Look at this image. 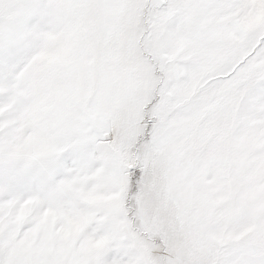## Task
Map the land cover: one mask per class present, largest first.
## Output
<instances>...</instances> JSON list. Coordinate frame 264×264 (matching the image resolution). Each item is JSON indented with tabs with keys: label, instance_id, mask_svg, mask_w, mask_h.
<instances>
[{
	"label": "snow or ice",
	"instance_id": "obj_1",
	"mask_svg": "<svg viewBox=\"0 0 264 264\" xmlns=\"http://www.w3.org/2000/svg\"><path fill=\"white\" fill-rule=\"evenodd\" d=\"M0 264H264V0H0Z\"/></svg>",
	"mask_w": 264,
	"mask_h": 264
}]
</instances>
